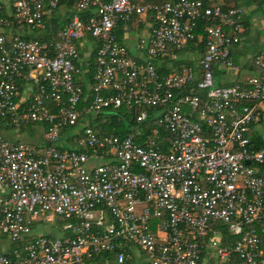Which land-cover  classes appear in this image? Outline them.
<instances>
[{
    "label": "built area",
    "instance_id": "2783aa9c",
    "mask_svg": "<svg viewBox=\"0 0 264 264\" xmlns=\"http://www.w3.org/2000/svg\"><path fill=\"white\" fill-rule=\"evenodd\" d=\"M133 1L0 0V120L45 128L38 144L0 136V236L10 242L0 264L105 255L113 264H200L208 251L219 264H264V148L249 136L264 127V53L251 63L257 76L215 83L216 72L240 73L232 52L245 13L213 0ZM65 4L70 21L40 39ZM144 16L147 29H132ZM119 30L137 31L141 58ZM82 41L96 50L89 95ZM185 54L195 65L156 66ZM20 79L32 83L27 100ZM121 109L138 111L133 131L91 127ZM73 131V148H59ZM48 224L49 235L34 234Z\"/></svg>",
    "mask_w": 264,
    "mask_h": 264
},
{
    "label": "crops",
    "instance_id": "0c3cea01",
    "mask_svg": "<svg viewBox=\"0 0 264 264\" xmlns=\"http://www.w3.org/2000/svg\"><path fill=\"white\" fill-rule=\"evenodd\" d=\"M109 1V0H104ZM140 1V0H139ZM137 2V5L139 6H145V5H161L163 3V0H160L159 4H140L141 2ZM136 2L134 4L136 5ZM213 4L215 5H224L227 4V6H238L237 8H240L244 11V28L245 32L242 35L241 42L234 47L232 56L234 58V61L236 65L240 68V73L238 76H233L231 74H224L220 72H216L215 74V83L218 86L221 87H229L231 85H234L239 82H244L250 77L257 76V73L252 68V60L256 55H259L261 53H264V0H251L250 3H247V0H230L228 3L225 0H213ZM72 8L67 5H62L57 10V16L59 17V20L61 23H68L72 17ZM64 24V25H65ZM151 24L150 16H144L142 17V23L141 25H136V23L131 25V28H137L140 32L143 28L147 29V25ZM134 31V30H133ZM136 32H132L130 35H125L123 31L119 30L117 31V37L121 43L126 45L129 48V42L131 39L134 38L135 41V53L134 56L141 58L142 53L137 48V40H136ZM134 34L133 37L131 35ZM93 42H85L82 41L80 45V65L79 68L82 72H84V68H81L86 65L85 62L88 61V59L91 57V54L94 52L95 49ZM97 49V48H96ZM196 61V60H195ZM194 57L190 55H182L181 60L176 63L174 61H164V62H157L156 66L158 69L163 70V73H170L173 70H176L177 68H181L183 66L187 65H195ZM86 72V71H85ZM87 73V72H86ZM83 74V73H82ZM88 74V73H87ZM84 77V76H83ZM86 80H89L86 75ZM27 88H25L24 92L20 94L21 100H27ZM263 105V104H262ZM42 128V129H41ZM9 128L6 125H3L0 122V132H4L6 136L8 137ZM13 129V128H12ZM40 129V132L38 130ZM44 127H38V125L34 124H27L25 127L21 129H14L16 130L15 139L13 137H9V140L12 141H19L25 144H38L44 134ZM6 131V132H5ZM40 135L39 137H37ZM250 139L254 141H259L261 144H263L264 148V127H253L250 131ZM34 143L30 142L29 140H35ZM230 263V262H228ZM227 263V264H228ZM200 264H219L217 261V258L214 253L208 251L205 252V254L202 257V260Z\"/></svg>",
    "mask_w": 264,
    "mask_h": 264
},
{
    "label": "trees",
    "instance_id": "16d2710c",
    "mask_svg": "<svg viewBox=\"0 0 264 264\" xmlns=\"http://www.w3.org/2000/svg\"><path fill=\"white\" fill-rule=\"evenodd\" d=\"M159 1L160 0H140L139 2H141L140 4H147V3L159 4L160 3ZM205 1H206V5H210L207 2V0H205ZM225 1L228 3L230 0H225ZM250 1L251 0H247V3L249 4ZM137 2H136V5H137ZM213 5H215V4H213ZM67 6H70L72 8V4H67ZM222 6H223V8L231 7V6H227V4H224ZM233 7H238V6L233 5ZM64 24H65V22L64 23L60 22L59 17L57 16V11H56V15H54V17L50 21V29H49L48 34L47 35L44 34L43 36H41L40 39L44 40L47 37H49L50 34L51 35L57 34L59 32L60 28ZM95 55H96V50H94V52L91 54V57L88 59V61L85 62L86 65L81 67V68H84V70H88L87 78L89 80L91 79V77L93 75V71H94L93 62H94V59H95ZM159 71H160V69H159ZM161 72H163V70H161ZM85 80H86V78L84 76V81L80 82V85L83 88L84 95H89ZM17 84H18V87H19L20 94H22L24 92L26 87L30 86V84L32 85V83H30L29 81H26L24 79L18 80ZM137 113H138V111L134 110V109L132 111H129V112H127L125 109H121V110L116 111V112H110V113L107 112L106 114L109 115L108 122L107 121L105 123L101 122L103 116L105 115L104 114L103 116H99L96 119V121H93L91 123V127L94 130L100 131L101 133H103L104 131H110L112 128H115V127H118L123 132H125V131L126 132L133 131L134 128H135V116H136ZM149 116H150V119L148 120V122L150 124H154V122L151 120L152 112H150V111H149ZM118 119H120V120L118 121ZM0 122L3 125H6L9 128H11V129L13 128L9 124H6V121L0 120ZM23 127H25V125ZM150 127H151V125H150ZM146 133H148V131H146ZM251 143H252L251 145H253L255 149H262L263 148V144H261L259 141L251 140ZM223 232H224L225 235H227V233H228L226 228H223ZM11 248H13V246ZM106 262H107V264H113L111 262V255H105V256H101V257L98 256V257L95 258V260H94V262L92 264H106ZM228 264H242V262L239 261L237 258H233L230 261V263H228Z\"/></svg>",
    "mask_w": 264,
    "mask_h": 264
},
{
    "label": "rangeland",
    "instance_id": "374dc122",
    "mask_svg": "<svg viewBox=\"0 0 264 264\" xmlns=\"http://www.w3.org/2000/svg\"><path fill=\"white\" fill-rule=\"evenodd\" d=\"M133 2H136V1H133ZM133 36H134V34L131 35V37H133ZM129 52H130V54L132 56H134V53H135V41H134V38L131 39V41L129 42ZM261 109H264V104L261 106ZM92 119H93V116H92ZM38 127H42V126H38ZM261 128H263V127H261ZM38 130L40 132V129H38ZM38 130H37V132H38ZM9 133L10 134L7 137L4 132H0V136H2L3 138H5L6 140H9L8 139L9 137H13V139L16 140V138H15V135H17L16 134V130L9 129ZM73 135H74V131H73V133L72 132L67 133V138H63L61 141H59L58 147L59 148L64 147V149H67V150L72 149L73 146H72V144L70 142V137L73 136ZM39 136L40 135H38L37 137H39ZM9 141H12V140H9ZM29 141L32 142V143H34L36 141V139L35 140H29ZM49 228H50V224H48L47 229H45V230L44 229H40L39 231L36 230L34 234L35 235H40V234L49 235V233H50V229ZM9 249H10L9 239L8 238H5L3 236H0V251H2V252H8Z\"/></svg>",
    "mask_w": 264,
    "mask_h": 264
},
{
    "label": "water",
    "instance_id": "95a60500",
    "mask_svg": "<svg viewBox=\"0 0 264 264\" xmlns=\"http://www.w3.org/2000/svg\"><path fill=\"white\" fill-rule=\"evenodd\" d=\"M247 165H249V162H246Z\"/></svg>",
    "mask_w": 264,
    "mask_h": 264
}]
</instances>
